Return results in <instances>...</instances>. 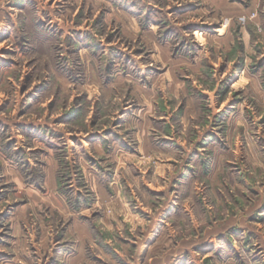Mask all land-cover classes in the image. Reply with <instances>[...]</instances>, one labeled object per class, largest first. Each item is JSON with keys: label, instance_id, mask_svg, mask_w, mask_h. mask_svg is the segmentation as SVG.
<instances>
[{"label": "rangeland", "instance_id": "obj_1", "mask_svg": "<svg viewBox=\"0 0 264 264\" xmlns=\"http://www.w3.org/2000/svg\"><path fill=\"white\" fill-rule=\"evenodd\" d=\"M0 264H264V0H0Z\"/></svg>", "mask_w": 264, "mask_h": 264}]
</instances>
